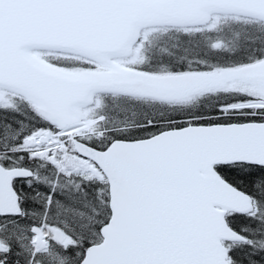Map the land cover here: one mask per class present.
<instances>
[{"label":"snow or ice","instance_id":"6c2138e0","mask_svg":"<svg viewBox=\"0 0 264 264\" xmlns=\"http://www.w3.org/2000/svg\"><path fill=\"white\" fill-rule=\"evenodd\" d=\"M0 264H264V0H0Z\"/></svg>","mask_w":264,"mask_h":264}]
</instances>
